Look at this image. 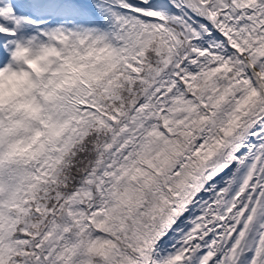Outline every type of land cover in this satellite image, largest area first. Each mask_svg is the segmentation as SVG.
Here are the masks:
<instances>
[{
    "label": "snow or ice",
    "instance_id": "snow-or-ice-1",
    "mask_svg": "<svg viewBox=\"0 0 264 264\" xmlns=\"http://www.w3.org/2000/svg\"><path fill=\"white\" fill-rule=\"evenodd\" d=\"M0 264H264V0H0Z\"/></svg>",
    "mask_w": 264,
    "mask_h": 264
}]
</instances>
